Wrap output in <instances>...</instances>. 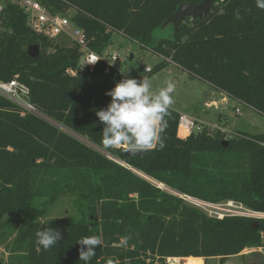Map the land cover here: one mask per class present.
I'll return each mask as SVG.
<instances>
[{"label": "trees", "instance_id": "16d2710c", "mask_svg": "<svg viewBox=\"0 0 264 264\" xmlns=\"http://www.w3.org/2000/svg\"><path fill=\"white\" fill-rule=\"evenodd\" d=\"M186 1L202 0H42L52 13L73 9L72 22L98 54L121 34L163 57L156 70L176 63L264 115V9L257 0H219L202 17L186 18L176 32L173 25L163 29ZM34 44L40 47L37 57L28 53ZM81 56L73 41L33 30L19 6L7 2L0 12V80L17 76L44 116L22 114V107L0 94L1 240L14 234L12 248L27 253L25 264H85L77 241L92 235L102 236V245L90 264L109 258L154 264L188 256L204 264L203 258L224 260L262 245L264 219L255 228L251 217H211L146 176L177 192L264 211V131L239 130L227 146L226 133L209 126L182 138L180 113L171 108L162 150L157 145L129 155L123 146L106 147L96 112L110 104L106 92L128 76L112 66L107 71L104 59L93 70L81 69ZM64 191L76 195L81 218L43 220ZM48 227L63 239L46 251L39 246L37 253L36 232Z\"/></svg>", "mask_w": 264, "mask_h": 264}, {"label": "rangeland", "instance_id": "374dc122", "mask_svg": "<svg viewBox=\"0 0 264 264\" xmlns=\"http://www.w3.org/2000/svg\"><path fill=\"white\" fill-rule=\"evenodd\" d=\"M73 12L74 10L71 9L68 13L71 15ZM162 28L165 27L162 26ZM163 29L155 30L154 35L159 37ZM54 39L72 43L71 38L66 35ZM105 53L108 55L109 53L119 54L118 59L114 61L117 69L129 78H136L139 81H142L143 77L151 79L154 90L164 86V82L171 78L176 84L175 104L172 108L197 117L210 128L221 129L226 133V140L229 138L228 134H237L239 130L252 133L264 130V115L246 108L228 95L217 101L214 99L206 101V96L212 91L211 86L200 78L190 75L182 67L171 62L170 58L167 59L170 63L166 67L156 70L155 65L161 62L163 57L151 48H140L135 41L115 33L113 42L106 48ZM108 59L110 60L109 57ZM148 66L153 68V71H146ZM178 136L183 138L179 132ZM75 200V194L61 192L59 198L47 208L43 220L62 222L78 220L82 215ZM14 239V234L3 241L0 238V264H25L29 262L26 252L16 251L12 248ZM203 259L204 264H264V237H262V245L248 247L238 255L230 256L224 260L220 257L210 258L207 262H205V258ZM184 262V257H168L164 262L157 260L154 264H183Z\"/></svg>", "mask_w": 264, "mask_h": 264}, {"label": "clouds", "instance_id": "9594fccd", "mask_svg": "<svg viewBox=\"0 0 264 264\" xmlns=\"http://www.w3.org/2000/svg\"><path fill=\"white\" fill-rule=\"evenodd\" d=\"M257 7L264 9V0H257ZM175 91L176 84L171 78L156 90L153 89L152 80L147 77H143L142 81L128 77L121 79L106 92L112 98L107 108L96 112L99 121L105 125L103 144L109 148L123 146L132 154L154 149L157 145L162 150L166 146L163 134L168 127L166 118L171 115L170 109L175 104ZM36 237L37 253L40 252L39 246L46 251L63 239L61 232L52 227L38 230ZM77 242L81 245L80 260L90 264L96 255V247L102 245V236H85ZM83 246H87V249ZM107 264H119V261L114 262L109 258Z\"/></svg>", "mask_w": 264, "mask_h": 264}, {"label": "built area", "instance_id": "2783aa9c", "mask_svg": "<svg viewBox=\"0 0 264 264\" xmlns=\"http://www.w3.org/2000/svg\"><path fill=\"white\" fill-rule=\"evenodd\" d=\"M7 2L13 3L24 10L25 14L27 15L28 24L36 32L51 38L61 35L69 36L71 40L82 50V56L84 59L83 61H79V66L81 69L88 68L93 70L96 64L102 59H104L108 64L106 69L107 71L111 66L117 68L114 61H116L120 55L117 53H109V55L104 53V55H100L92 50L88 46L86 34L79 26H76L72 22L71 15L69 13H52L44 5L42 0H0V12L3 10ZM107 55L110 60L108 59ZM93 61L96 62L93 63ZM147 68L150 69V71L152 70V68L149 66ZM68 73L75 76L77 75V70L68 69ZM0 94L11 99L20 107H22V114H25L26 111H29L44 117L38 111L35 105H33L29 100V86L21 82L17 76L10 81L0 80ZM204 123L205 122L202 120L188 114L187 112H181L178 126L179 128L186 129L190 134L191 132L201 131L204 129V127L207 126L204 125ZM233 134L228 135L229 137H232ZM122 164L125 165V163ZM146 177L156 186L176 194L191 205L201 208L211 217L223 219L225 216H244L254 218L255 220L264 219V211L249 208L240 201L229 199L221 203L211 202L188 194L177 192L161 182H158L148 176Z\"/></svg>", "mask_w": 264, "mask_h": 264}, {"label": "water", "instance_id": "95a60500", "mask_svg": "<svg viewBox=\"0 0 264 264\" xmlns=\"http://www.w3.org/2000/svg\"><path fill=\"white\" fill-rule=\"evenodd\" d=\"M219 0H202L199 3H193L190 1L183 2L179 5L177 10L171 15L163 24V27H167L168 25H173L175 32L179 29L180 24L188 17L195 18V17H202L204 14L209 13L214 4ZM31 57H37L40 54V47L38 44L31 45L28 51ZM84 57L80 58V61H83ZM225 93L220 91L212 90L207 96L206 101L209 99H214L215 101L223 98ZM229 144L228 140L223 141V145L227 146ZM131 155V152H128ZM258 221H253V225L255 228L258 227Z\"/></svg>", "mask_w": 264, "mask_h": 264}, {"label": "bare ground", "instance_id": "6f19581e", "mask_svg": "<svg viewBox=\"0 0 264 264\" xmlns=\"http://www.w3.org/2000/svg\"><path fill=\"white\" fill-rule=\"evenodd\" d=\"M187 130L182 128V132H186ZM184 263L183 264H199L200 259L195 256H188L184 257Z\"/></svg>", "mask_w": 264, "mask_h": 264}, {"label": "crops", "instance_id": "0c3cea01", "mask_svg": "<svg viewBox=\"0 0 264 264\" xmlns=\"http://www.w3.org/2000/svg\"><path fill=\"white\" fill-rule=\"evenodd\" d=\"M211 90L217 91V90L213 89L212 87H211ZM225 95H227V94H225ZM178 112L181 113L183 111H178ZM263 131H261V132H263ZM178 132H179V134H182L183 138H185V137H187L189 135L188 131L182 132V128H179ZM253 133H259V132H253Z\"/></svg>", "mask_w": 264, "mask_h": 264}]
</instances>
